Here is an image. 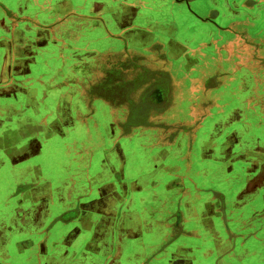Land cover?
Here are the masks:
<instances>
[{
    "label": "rangeland",
    "instance_id": "obj_1",
    "mask_svg": "<svg viewBox=\"0 0 264 264\" xmlns=\"http://www.w3.org/2000/svg\"><path fill=\"white\" fill-rule=\"evenodd\" d=\"M188 1L56 0L55 25L51 28L56 35L49 40L47 33L33 35L37 27L25 30L34 19H20L15 15L16 3L1 0L0 45L6 47L4 59H8L13 74L11 83L5 85L21 80V76L13 77L17 69L13 64L31 59L34 66H27L26 73L38 80L34 83L54 78L55 97L50 99V107L46 100L44 112L35 119L57 129H39L45 137L59 143L51 164L57 172L85 170L87 162L80 161L81 155L107 149L124 138L167 145L169 160L185 155L192 159L197 151L204 158L207 154L214 156L210 164H199L200 171L220 169L233 177L237 175L231 180L232 189L226 198L234 209L228 206L229 210H225V216L231 218V235L250 240L261 234L260 250L264 252V190L256 189L264 185V129H259L264 128V40L251 42L244 35L213 32L207 22L195 23L184 12ZM41 2L33 5L41 9L46 6ZM226 2L239 9V0ZM127 5L139 7L136 12L144 18H119ZM162 16L169 21L160 19ZM234 21L228 26H236ZM117 23L119 28L114 27ZM239 28L243 26H237V32ZM155 29L167 33L168 38L154 33ZM2 54L0 51V58ZM42 61L47 65H40ZM47 84L42 83L43 88ZM64 84L71 86V92ZM29 85L33 83L30 81ZM155 86L164 91V105L147 108L148 94ZM64 91L71 93L70 98L62 97ZM223 107H231V114L214 112ZM31 132L28 128L23 131ZM7 136L15 135L9 132ZM169 145H173L172 149ZM158 148L154 154H158ZM25 162L20 161L19 165ZM35 163L38 165L34 171H40L38 161ZM26 168L30 171V167ZM5 170V164L0 162L2 184L11 198L32 186L33 178H12ZM206 188L209 196L217 198V210L221 211L225 201L212 194L220 190L217 184ZM249 188L255 191L241 205L239 196H244ZM9 202L5 210H0V234L14 239L15 230H33L28 225L37 210L21 211L22 207ZM46 208L47 204L42 209ZM67 213L63 209L42 213L46 216L39 227H34V234L42 236L50 230L59 233L75 212ZM174 214L172 209L156 212L162 220H170ZM234 225L242 226L233 230ZM233 236L229 238L231 242H235ZM30 245L29 254L35 249ZM32 259L25 260L30 264Z\"/></svg>",
    "mask_w": 264,
    "mask_h": 264
},
{
    "label": "crops",
    "instance_id": "obj_2",
    "mask_svg": "<svg viewBox=\"0 0 264 264\" xmlns=\"http://www.w3.org/2000/svg\"><path fill=\"white\" fill-rule=\"evenodd\" d=\"M13 1L17 5L15 15L20 19L31 17L35 21L29 28L25 26V30L29 32L32 27H37L38 31H34L33 35L47 33L49 40L50 36L56 35L51 30L55 25L53 6L56 0H42L41 3L46 6L41 9L33 5L40 0H6ZM187 3V7H184L186 15L195 23L207 22L213 32L244 35L251 42L264 40V0H239V9L232 8L226 0L222 3L220 0H189ZM228 3L232 4V1ZM138 9L136 5H127L121 9L123 14L119 18L143 19L136 12ZM162 18L169 21L168 17ZM233 19L237 25L228 26V22ZM239 25L243 28L237 32ZM114 27L119 28V24ZM154 33L162 34L165 40L168 38L162 30L155 29ZM0 46L3 52L0 58V135L10 130H32L30 134L23 133V136H0V147L15 145V149L0 155V162L10 168L19 165L20 161L37 160L40 167V171L36 170L38 173L34 171L33 177L27 176L34 179L32 186L12 198L7 195L0 177L1 211L11 204L9 201L18 205V208L22 207L21 211L25 208L37 210L28 225L33 230L27 233L21 229L15 230L14 239H9L16 243L15 257L32 244L35 249L31 254H26L25 258L38 259L35 264H264V252L260 250V240L263 239L261 234L252 236L250 240L231 235V218L225 216V210H229L228 206L233 208L226 198L232 189L231 180L237 178V175L233 177L231 173L227 174L220 169L200 171V163L210 164L213 160L214 156L210 154L204 158L197 151L191 155L192 159L185 155L169 160L170 149L167 145L152 144L151 140L145 139L124 138L107 149L81 155L80 161L87 162L85 170H52L55 167L51 165L56 158L55 146L59 143L45 137L39 129H57L51 124L39 123L35 118L44 112L46 100V105L50 107V99L55 97L54 78H44L41 82L48 84L43 88L41 82L34 83L38 80H34L33 76H30L31 79L27 77L26 67L34 66V61L31 66L29 62H15L13 67L17 69L13 77L21 76V80L5 85L11 83L9 80L13 74L9 71L11 65L8 59H4L6 47L3 43ZM46 63L42 61L40 65L45 66ZM30 81L33 85H29ZM65 84L64 87L71 92V86ZM67 91L62 95L65 99L71 95ZM222 97L226 98L224 95ZM48 110L50 112L51 108ZM214 112L231 114V107L218 108ZM8 139L11 142L9 144ZM196 146L200 147V144ZM169 147L172 149L173 145ZM157 148L159 152L154 154ZM8 180H11L9 176ZM216 184L220 190L212 194L225 201L221 211L217 210L220 207L217 198L209 196L206 188ZM256 189L264 190V185ZM254 191L249 188L244 196H239L241 205ZM45 204L47 208L44 211L42 208ZM56 209L75 213L62 231L60 229L59 233H48L51 247L45 257V247L40 246L34 227L40 226L46 216H43L44 212ZM162 209L174 210L172 219L162 220L157 217V210ZM241 226L234 225L233 230ZM173 227L179 229L175 231ZM29 235L34 237L29 238ZM232 236L235 242L229 239ZM0 248V257L5 259L4 264H8L9 253L6 249L2 251L1 239Z\"/></svg>",
    "mask_w": 264,
    "mask_h": 264
},
{
    "label": "flooded vegetation",
    "instance_id": "obj_3",
    "mask_svg": "<svg viewBox=\"0 0 264 264\" xmlns=\"http://www.w3.org/2000/svg\"><path fill=\"white\" fill-rule=\"evenodd\" d=\"M32 60L33 59H31V61L29 62V66H31ZM163 94H164V91L162 90V88L160 86L153 87L150 90V92L148 94V97H147L148 100H149L148 105H146V106H148L147 108H153V107L161 104L163 102V100H164ZM10 132H13L15 136H17V135L23 136V130H17V131L16 130H14V131L10 130ZM7 134H9V132L5 131V132H2V134L0 136H2V138H3ZM12 149H15V145L2 146V147H0V154L2 155V154H4L5 151H8V150L11 151ZM5 157H6V155H5ZM37 165L38 164L35 163V160H28L24 164L15 165L14 167H10V168L7 167L5 171L8 173V175L12 176V178L14 176L16 178H24L25 176H28V175L33 177V173H34L35 168H37ZM26 167H30V171H28ZM67 214H69V213H67ZM67 214H65V215H67ZM0 227H1V225H0ZM51 231L52 230H50L49 232H51ZM48 233H46V234H44L42 236L38 235V238H39V241H40V246L41 247H43V246L45 247V251H44V256L45 257L48 254L49 247H51V242L48 241ZM0 237H1L3 251H4V249H6L7 252L9 253V256L7 257V263L8 264H17V262H20L19 264H27L28 261L25 260L26 259L25 258L26 254H29L27 252V249L21 254L18 253V257H15V255H16L15 254V245H16V243L9 241L10 235H8V234H3ZM33 237H34V235H29V238H33ZM10 249L13 250V251L10 252ZM2 253H4V252H2ZM8 259H10V260L14 259V260H16V262L15 263L9 262ZM32 262H34V263H32ZM32 262L30 264H35L36 262H38V259L34 258V260L32 259ZM0 263L4 264L5 263V259L0 257Z\"/></svg>",
    "mask_w": 264,
    "mask_h": 264
}]
</instances>
